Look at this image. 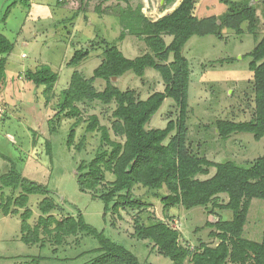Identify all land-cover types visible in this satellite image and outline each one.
I'll use <instances>...</instances> for the list:
<instances>
[{
    "label": "rangeland",
    "instance_id": "obj_1",
    "mask_svg": "<svg viewBox=\"0 0 264 264\" xmlns=\"http://www.w3.org/2000/svg\"><path fill=\"white\" fill-rule=\"evenodd\" d=\"M249 1L252 5L257 3V0ZM15 2H18L17 6L11 9L4 21L7 9ZM201 2L208 6L205 7L207 12H202L205 17L221 16L229 11V7L220 0H198V4L201 5ZM230 2L239 3L242 0ZM101 4L87 0H31L26 7L21 0H0V32L14 45L7 57L4 81L0 83V177L14 168L24 178L48 187L64 214L74 218L82 215L89 225L104 231L106 237L133 253L141 264H172L160 254L153 242L137 238V228L140 224L163 221L180 232L181 246L192 251L201 243L215 246L219 241L210 233L216 229L207 228L206 223L215 222L217 218L208 209L188 211L179 206L164 210L159 199L137 187L134 195L144 206L141 209H125L119 216L108 214L104 220V204L98 198L109 191L108 184L114 176L106 173V180L93 192L82 193L78 186L81 163L90 162L96 155L109 150L102 143L99 131L87 132L90 118L97 116L99 124L109 130L112 140H123L112 129L115 103L83 102L78 105L79 118H69L66 114L59 115L62 91L69 87L75 72L87 80L93 77L102 63L104 42L119 46L122 51L118 49L128 58L145 55L146 44L134 36L130 37L125 29L121 17L123 11H128L127 20L130 10L134 12L139 7L141 14L153 22L164 15L161 13V0ZM256 12L257 38L248 32V23H244V35L241 37L232 30L223 29L222 40L214 36L193 37L183 49L182 54L189 62L191 73L187 146L189 154L209 162H233L239 167L250 168L264 156L263 141H256L252 134L234 133L222 138L217 130L218 121L241 123L254 118L255 95L249 71L251 59L245 56L264 36V0H258ZM123 32L129 37L121 43L119 38ZM163 38L167 45L172 41L169 37ZM79 50H89L90 54L79 65L70 66V61ZM172 61L173 55L169 63ZM42 65H49L59 75L49 102L45 87H37L25 80L27 71H34ZM113 83L122 91L132 89L140 100L165 90L160 74L154 69H148L143 78L128 72L123 80ZM94 87L102 92L106 82L96 80ZM178 116V106L169 99L146 129H164ZM72 130L75 132L74 142L69 147ZM48 143L52 158L47 154ZM215 172L211 168L209 177ZM11 193V189L0 190V201L2 194L7 197ZM41 199L39 196L30 197L29 208L35 212L31 224L38 217L36 204ZM228 201L225 194L219 197L221 204ZM216 212L227 218L226 212L219 209ZM21 222L19 215L5 217L0 210V264L93 263L91 250L98 247L95 240L78 234L56 245V242L46 239L44 247L41 244L27 246L21 241ZM263 231L264 201L255 199L248 211L243 237L261 242Z\"/></svg>",
    "mask_w": 264,
    "mask_h": 264
},
{
    "label": "trees",
    "instance_id": "obj_2",
    "mask_svg": "<svg viewBox=\"0 0 264 264\" xmlns=\"http://www.w3.org/2000/svg\"><path fill=\"white\" fill-rule=\"evenodd\" d=\"M87 1L102 4L111 1L130 2ZM174 1L165 0V6ZM220 1L229 6V11L218 17L204 19L195 16L197 0H182L177 9L156 22L144 17L140 7L134 12L130 10L128 20L125 17L128 11H123L122 23L128 35L143 41L149 53L131 60L115 44L104 42L102 63L94 71L93 77L87 80L75 72L69 87L62 91L58 104L59 115L66 114L69 118H79L78 105L83 102L116 104L112 114V129L123 141L112 140L109 130L99 124L97 116H92L86 130L88 133L99 131L102 143L109 150L96 155L90 162H82L78 168V186L82 193L93 192L100 187L106 180V173L114 176V180L108 184L109 191L98 198L104 204V220L111 213L119 216L121 211L128 208L141 209L144 205L134 195L137 187H142L159 199L164 210L179 206L188 211L203 208L216 216L217 221L207 222L206 227L216 229L210 236L216 238L218 244L211 246L201 243L193 251L181 246L180 232L163 221L139 225L137 238L153 242L160 254L172 264H264V231L261 242L243 237L251 202L255 199L264 201V156L258 158L250 168H242L233 162L218 164L198 158L189 154L187 146L191 73L189 62L182 54L184 47L193 37L214 36L222 40L223 29L232 30L241 37L244 35V23H248V32L257 38L255 6L249 0L242 3ZM21 3L29 6V0H21ZM17 4L15 2L7 9L4 21ZM126 36L127 33L123 32L119 41L122 42ZM164 36L172 37L169 45L164 41ZM13 48L14 45L0 32V83L4 81L7 57ZM89 54V50L77 51L69 65H79ZM171 55L173 61L169 63ZM245 57L251 59L249 71L255 95L254 118L241 123L218 121L217 130L222 138H228L234 133H250L256 141L264 143V36ZM147 69H154L160 74L165 90L153 93L146 100H140L133 90H120L112 82V78L120 79L128 72L143 78ZM25 80L37 87H45L49 102L59 75L49 65H42L34 71H27ZM96 80L106 82L104 91L98 92L95 89ZM168 98L179 108L178 119L170 121L164 129L147 130L146 125ZM74 136L72 130L69 147L73 145ZM47 149L48 156L52 158L49 143ZM211 168L216 172L209 177ZM0 184V190L12 191L10 196L1 195L0 210L5 217L20 216L21 241L25 245L41 244L44 247L46 239L56 242V245L66 238L82 234L98 244L96 249L91 250L94 255L92 264H141L133 253L106 237L104 231L89 225L82 215L74 218L64 214L62 206L54 199L48 187L24 178L14 168L0 177ZM224 194L229 201L221 204L219 197ZM32 196L42 197L36 204L38 217L34 224L30 223L35 213L29 208ZM216 209L226 212L227 218L224 219Z\"/></svg>",
    "mask_w": 264,
    "mask_h": 264
},
{
    "label": "crops",
    "instance_id": "obj_3",
    "mask_svg": "<svg viewBox=\"0 0 264 264\" xmlns=\"http://www.w3.org/2000/svg\"><path fill=\"white\" fill-rule=\"evenodd\" d=\"M152 1H154V0H152ZM231 1H233V0H231ZM246 0H242V2H245ZM30 2H31V0H30ZM29 2V3H30ZM92 2H94L95 4L98 2V1H92ZM91 2V3H92ZM111 2H113V1H111ZM181 2H182V0H175L174 1V3L173 4H171V5H168V6H165V0H161V5L163 6V10H162V12L161 13H163L164 15H163V17L164 16H167V15H169V14H171L175 9H177L178 8V6L181 4ZM242 2H239V3H242ZM109 3L110 2H108V3H105L106 5H109ZM202 4L200 5V4H198V0H197V5H196V10H195V16L197 17V18H199V19H204V18H208V17H205V15H203V13L202 12H207L206 10H205V7H207L208 8V6H207V4L205 3V2H201ZM237 3V2H236ZM102 5V4H101ZM225 5V4H224ZM225 6H227V5H225ZM253 6H255V8H256V10L258 9V0H257V3H255ZM69 7V6H68ZM102 7V6H101ZM227 7H229V6H227ZM167 10V11H166ZM121 13V12H120ZM225 14V13H224ZM217 16V15H216ZM162 16H161V18H163ZM209 17H211V16H209ZM218 17V16H217ZM160 19V18H159ZM71 24H72V22H71ZM227 30H229V29H227ZM128 37L129 36H127L121 43H124L125 41H126V39H128ZM131 37V36H130ZM166 37H169V36H166ZM171 40H172V37H169ZM192 40V39H191ZM187 45V44H186ZM121 51H122V49L119 47V46H117ZM185 48V47H184ZM123 53V52H122ZM145 54L146 53H149V49L148 48H146V51L144 52ZM140 55H138V56H136L135 58H137V57H139ZM126 58H128V57H126ZM135 58H128V59H135ZM148 73V69L146 70V72H145V77H146V74ZM126 74H128V73H126ZM126 74L123 76V77H121L120 79H117V82L119 81H121V80H123V78L126 76ZM137 77V76H136ZM139 78V77H138ZM132 90V89H131ZM127 91V90H126ZM163 92V91H162ZM146 100V99H145ZM167 100H169V98L168 99H166L165 100V102L167 101ZM172 100V99H171ZM173 101V100H172ZM164 102V103H165ZM164 105V104H163ZM159 112V111H158ZM147 130H151V129H147Z\"/></svg>",
    "mask_w": 264,
    "mask_h": 264
},
{
    "label": "water",
    "instance_id": "obj_4",
    "mask_svg": "<svg viewBox=\"0 0 264 264\" xmlns=\"http://www.w3.org/2000/svg\"><path fill=\"white\" fill-rule=\"evenodd\" d=\"M112 82H117V78H112Z\"/></svg>",
    "mask_w": 264,
    "mask_h": 264
},
{
    "label": "bare ground",
    "instance_id": "obj_5",
    "mask_svg": "<svg viewBox=\"0 0 264 264\" xmlns=\"http://www.w3.org/2000/svg\"><path fill=\"white\" fill-rule=\"evenodd\" d=\"M167 11V10H166Z\"/></svg>",
    "mask_w": 264,
    "mask_h": 264
}]
</instances>
